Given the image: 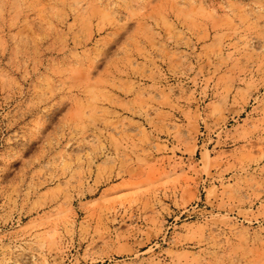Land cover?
<instances>
[{"label": "rangeland", "instance_id": "374dc122", "mask_svg": "<svg viewBox=\"0 0 264 264\" xmlns=\"http://www.w3.org/2000/svg\"><path fill=\"white\" fill-rule=\"evenodd\" d=\"M0 264H264V0H0Z\"/></svg>", "mask_w": 264, "mask_h": 264}]
</instances>
